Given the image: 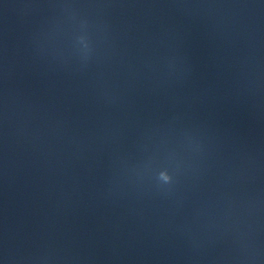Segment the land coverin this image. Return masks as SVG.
Returning <instances> with one entry per match:
<instances>
[{
	"label": "water",
	"instance_id": "95a60500",
	"mask_svg": "<svg viewBox=\"0 0 264 264\" xmlns=\"http://www.w3.org/2000/svg\"><path fill=\"white\" fill-rule=\"evenodd\" d=\"M0 264H264V0H0Z\"/></svg>",
	"mask_w": 264,
	"mask_h": 264
}]
</instances>
